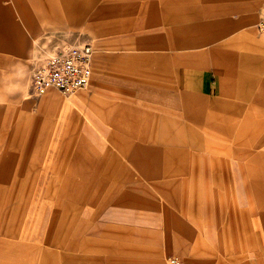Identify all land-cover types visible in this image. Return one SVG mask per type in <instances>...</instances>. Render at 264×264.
I'll use <instances>...</instances> for the list:
<instances>
[{
    "label": "rangeland",
    "instance_id": "374dc122",
    "mask_svg": "<svg viewBox=\"0 0 264 264\" xmlns=\"http://www.w3.org/2000/svg\"><path fill=\"white\" fill-rule=\"evenodd\" d=\"M48 1L53 6L44 4L43 0L1 1L3 5L15 3L17 7L24 6L28 10V15H22L15 6L12 7V22L17 28L10 36L11 48L5 49L0 45V158L6 148L10 156L5 163L12 166L13 158H17L19 172L42 173L46 177L65 174L71 159L70 156L58 155V152L64 141H81V128L89 126L76 106L88 113L92 122L109 129L119 125L115 115L121 112L122 105L150 113L149 126L186 122L195 127V123L182 115L183 108L188 107L206 115L216 114L213 111L220 112L226 106L238 108L242 113H261L260 107L250 100L251 96L260 93L256 79L252 83L239 82L235 92L237 96L230 98L219 95L201 98L181 94L177 90L175 71L184 56L196 55L199 49L203 53L204 49L214 46L213 39L211 42L206 39V43L198 39L199 20L204 22L207 13L205 0H74L69 8L63 0ZM113 2L129 3L131 10L127 16L97 11L99 5ZM74 5L85 7L83 13L72 8ZM50 6L58 17L70 16L75 22L60 25ZM217 20L220 23L222 19ZM112 21L117 29L93 30V24L104 26ZM124 21H130V24L125 25ZM172 22L173 25L185 26L183 34L172 32ZM206 32L208 34V29ZM254 34L256 39L264 41V33L254 31ZM232 36L235 35H225L217 44L229 42ZM70 43H88L93 48L89 85L68 96L55 90L34 96L29 86L31 68L42 64L58 46ZM233 48L243 49L235 45ZM245 50L249 52V49ZM107 86L115 89L107 90ZM119 87L127 92L119 91ZM50 100L63 105L73 103L75 108L72 106V111L76 116L72 117L71 111L61 109L63 107L56 111L47 109ZM92 138L87 136L85 141H93ZM233 139V135L212 137L215 141ZM19 141H23L21 144L27 141L31 146V152L24 157H17ZM227 145L230 147L229 143ZM233 146L251 149L244 145ZM259 150L251 149V152ZM247 158L246 155L224 156L215 168L209 166L208 171L195 177L180 172L175 175L160 173L157 179L177 182V186L166 189L149 185L148 180L128 162L131 172L135 176L138 174L141 188L133 190L127 187L129 192L123 194L119 191L118 195L124 197L119 204L100 206L88 203L80 208V216L86 215L90 221L89 263L164 264L165 256L177 255L186 264H264V241H224L231 236L215 231V225L218 230L220 225L219 214L215 216V204L217 213L220 205L227 209L226 214H229L232 204L241 210L246 208V194L240 192L242 188L235 182L240 170L244 169L241 166L247 164L244 161ZM160 165L165 166V163L160 161ZM115 180L110 182L115 183ZM32 187L33 191L40 189L37 185ZM105 191L103 189L101 193ZM37 206L35 201L28 205L31 217L37 215ZM67 213L70 214V210ZM118 214L136 216L137 220L134 223L129 219L117 221ZM11 226L15 231L17 229L14 240L17 236L19 239L24 223L19 220ZM173 245L178 246L181 252H175ZM11 249V243L0 241V254L11 252ZM16 253L20 255L23 251L19 248ZM20 256L0 258V264H27L26 258Z\"/></svg>",
    "mask_w": 264,
    "mask_h": 264
},
{
    "label": "crops",
    "instance_id": "0c3cea01",
    "mask_svg": "<svg viewBox=\"0 0 264 264\" xmlns=\"http://www.w3.org/2000/svg\"><path fill=\"white\" fill-rule=\"evenodd\" d=\"M1 1L3 0H0V45L9 49L11 33L17 28L12 22V7L15 6V10L22 15H28V10L24 6L17 7L15 3L3 5ZM63 1L69 8L74 0ZM43 3L53 6L48 0H43ZM51 6L49 9L53 10L51 12L55 14V19L60 25L75 22L70 16L58 17L56 10ZM72 8H78L80 13H83L85 7L74 5ZM263 8L264 0H205L204 10L207 13L204 15V22L199 20L198 39L199 42L204 40V43L206 39H209L208 42L213 39L214 46L209 50L204 49L203 53L202 49H199L200 52L196 55L184 56L185 59L175 71L177 90L181 94L201 98L217 95L235 97L239 82L252 83L257 80L260 93L251 96L250 100L253 105L260 107V114L242 113L238 108L229 109L226 106L220 112L213 111L216 114L206 115L188 107L183 108L182 115L189 122L195 123V127L187 125L186 122L149 126L150 113L122 105V113L115 115L119 125L109 129L92 122L90 115L81 107L75 108L73 103L63 105L50 100L47 109L56 111L63 107L61 109L71 111L72 117H75L76 112L72 111L74 106L73 108L89 122V126L81 128V141L63 142L58 155L70 156L71 159V164L63 175L46 177L42 173L19 172L16 167L17 158H13L10 166L5 163L10 153L6 148L1 152L0 241L11 243L12 249L4 255L0 254V258L21 255L20 257L26 258L27 264H90V221L86 215L80 216L82 205L119 204L124 200V197L118 195L119 191L123 194L127 187L133 190L142 187L138 174L148 180L149 185L158 189L177 186L175 180L161 181L157 179V175H175L180 172L195 177L208 171L209 166L215 168L216 163L228 155L249 157L244 160L247 164L241 166L244 169L240 170L241 174L236 176L235 182L237 187L242 188L240 192L246 194V208L241 210L232 204L229 214H226L227 209L220 205L217 213L218 207L215 204V216H220L219 230L215 225V231L231 236L224 238V241H264V41L256 39L254 34V31L263 34L254 27ZM130 10L129 3H103L97 7L99 13L106 12L112 16H127ZM217 19L222 20L218 23ZM124 24L128 25L130 21H124ZM93 25L94 31L118 28L114 21L104 26ZM170 29L174 34H183L185 26L173 25L172 22ZM229 34L235 36H232L229 42L217 44L218 40ZM233 45L243 49L236 50ZM245 48L249 49V52ZM254 74L260 78L257 79ZM110 82L112 83L109 80ZM111 88L115 89L112 86L106 87L107 90ZM118 90L127 92L125 88ZM217 135H233L234 139L212 140V137ZM87 136L93 137V141H85ZM24 142L21 144L23 141H19L20 151L17 157H24L31 152V146L27 141ZM233 145L260 150L252 153L251 149H239ZM160 161H163L165 166L160 165ZM128 162L137 170L136 176L129 169ZM55 170L58 173L56 166ZM114 179L116 182L111 183ZM33 185L40 186L42 190L33 191ZM103 189L106 191L102 194ZM33 201L38 204V212L31 217V207L29 210L27 208ZM69 210L70 214L67 213ZM111 215L109 212L110 217ZM226 215H229V218H225ZM116 218L117 221L129 219L133 223L137 220L136 216L124 214H118ZM19 220L25 227L18 234L19 239L17 236L14 240L17 229L15 231L11 225ZM239 235L244 237H238ZM19 248L23 251L20 255L16 253ZM172 248L175 252H181L178 246L173 245ZM183 263L186 264L184 261Z\"/></svg>",
    "mask_w": 264,
    "mask_h": 264
},
{
    "label": "built area",
    "instance_id": "2783aa9c",
    "mask_svg": "<svg viewBox=\"0 0 264 264\" xmlns=\"http://www.w3.org/2000/svg\"><path fill=\"white\" fill-rule=\"evenodd\" d=\"M255 29L264 33V8ZM93 48L88 43L63 44L58 46L40 64L33 66L29 76L30 91L34 96L44 95L55 90L68 96L79 89L86 88L91 79ZM164 264H184L175 255L164 257Z\"/></svg>",
    "mask_w": 264,
    "mask_h": 264
}]
</instances>
